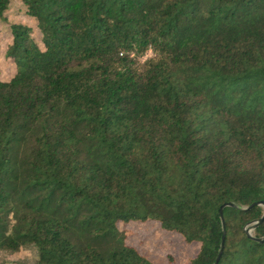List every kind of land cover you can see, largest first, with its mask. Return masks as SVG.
<instances>
[{
  "label": "trees",
  "instance_id": "16d2710c",
  "mask_svg": "<svg viewBox=\"0 0 264 264\" xmlns=\"http://www.w3.org/2000/svg\"><path fill=\"white\" fill-rule=\"evenodd\" d=\"M0 22V254L154 264L118 228L152 220L200 244L187 264H264V0H0Z\"/></svg>",
  "mask_w": 264,
  "mask_h": 264
},
{
  "label": "rangeland",
  "instance_id": "374dc122",
  "mask_svg": "<svg viewBox=\"0 0 264 264\" xmlns=\"http://www.w3.org/2000/svg\"><path fill=\"white\" fill-rule=\"evenodd\" d=\"M20 4L14 2L7 13L9 23H25L34 26V21L26 17ZM8 24L0 22V81L9 80L15 73V65L5 59V45L9 40ZM37 33V32H36ZM151 56V52L142 60ZM126 233V244L135 247L142 255L154 264H187L199 252L200 244H186L178 234L163 230L159 223L131 221L118 224ZM34 260L31 250H21L14 254H0L2 264H29Z\"/></svg>",
  "mask_w": 264,
  "mask_h": 264
},
{
  "label": "water",
  "instance_id": "95a60500",
  "mask_svg": "<svg viewBox=\"0 0 264 264\" xmlns=\"http://www.w3.org/2000/svg\"><path fill=\"white\" fill-rule=\"evenodd\" d=\"M262 205L264 206V204H262ZM225 207H229V208H239L236 204L229 203V204H226V205H224V206L222 207V209H221V213H222L223 208H225ZM243 210H245V209H243ZM263 220H264V216L262 217L261 220H259V221L256 223V225H254V226H252V227H249V228L246 230V232H247L248 234H250L251 231L257 226V224L261 223ZM222 221H223V220H222ZM224 232H225V229H224ZM224 239H225V234H224V236H223L222 247H221V251H220L219 257H218V259H217V262H218V260H219L220 257H221V253H222L223 245H224ZM261 241H264V239L261 240Z\"/></svg>",
  "mask_w": 264,
  "mask_h": 264
}]
</instances>
